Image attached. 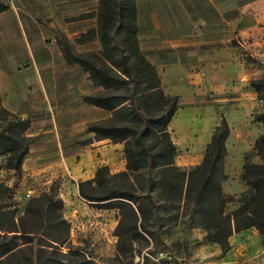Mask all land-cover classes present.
I'll use <instances>...</instances> for the list:
<instances>
[{"label":"trees","instance_id":"trees-1","mask_svg":"<svg viewBox=\"0 0 264 264\" xmlns=\"http://www.w3.org/2000/svg\"><path fill=\"white\" fill-rule=\"evenodd\" d=\"M6 9L0 3V12ZM115 34L120 35L118 43L114 42ZM94 35L101 45L98 52L77 53L65 39L59 43L66 60L80 64L99 88L84 96V101L110 111L107 118L89 122L86 131L93 133L95 139L122 143L125 168L110 172L107 166L97 167L92 178L78 181L79 195L98 206L119 208L118 227L127 215L131 230L140 233L146 231L144 220L150 205L156 206L152 194L155 186L161 199L191 201L200 214L202 227L214 229L222 249L228 248V237L233 231L249 226L256 227L264 236V131L254 143L260 160L246 159L242 165V180L251 191L240 197V204L231 214L225 213L227 197L221 185L226 178L224 159L230 133L226 118L221 117L214 127L200 164L189 168L177 166L174 160L178 149L168 126L178 108V96L164 92L155 66L139 48L135 0H99L97 30L92 35L84 33L81 38ZM128 83L129 89L115 92ZM250 86L264 101V79L250 80ZM254 120L264 128V110L255 113ZM29 126L28 118L0 109V158L4 160V170H21L32 141L27 133ZM153 170L158 172L156 177ZM142 187L145 197H138L135 191ZM10 189L0 180V237L4 238L0 241V264L26 250L31 256H27L25 264H42L39 253L35 252L33 258L32 238L37 236L45 241L55 248L53 252L61 251L58 246L67 243L70 232V222L62 212L63 200L42 192L29 198L23 213L18 214L11 204L1 203ZM69 250L80 254L79 250ZM89 263L95 264L91 259Z\"/></svg>","mask_w":264,"mask_h":264},{"label":"rangeland","instance_id":"rangeland-1","mask_svg":"<svg viewBox=\"0 0 264 264\" xmlns=\"http://www.w3.org/2000/svg\"><path fill=\"white\" fill-rule=\"evenodd\" d=\"M11 1L0 0V3L9 4ZM21 1L25 11L31 13L48 3V0ZM248 1L214 0L224 24L221 25L220 15L218 22L216 16H208V22L211 26L217 23L218 29H223V42L219 41L218 48L215 44H203L200 62L190 65L181 79L164 75L162 86L165 93L178 96V108L168 126L178 149L174 160L177 166L189 168L198 165L196 163L203 158L214 127L221 117L226 118L230 133L224 159L226 178L221 190L227 197L224 211L228 214L240 204V197L251 191L242 180V165L246 159L260 160L254 143L264 131L262 124L254 120V114L264 110V101L258 99L250 86V80L264 79V0ZM81 2L82 10L78 16L92 18L89 20L90 28L85 32L92 35L97 30L99 0ZM114 38L115 43L120 41V35L115 34ZM130 87L131 83H128L115 92L121 93ZM2 107L0 102V109ZM30 114L28 119L38 129L43 114L40 111ZM118 158L115 156L112 163L116 169L109 168L110 172L125 168L119 166ZM3 162L0 158V180L11 189L1 203L11 204L18 214L23 213L29 198L42 192L53 193L63 200L62 212L70 222V232L67 243L58 246L61 251L53 252L55 248L45 241L37 236L32 238L33 258L39 253L43 258L42 264H90V259L95 264H176V256L185 258L192 253L212 249L214 240L219 245L214 229L202 227L200 214L191 201L161 199L155 186L152 194L156 206L150 205L146 213V231L135 233L127 215L118 227L121 218L119 208L98 206L81 197L73 184L72 172L63 173L58 169L53 179L43 184L38 179L25 176L22 170H4L1 167ZM157 175V170H153V176ZM75 176L78 178L85 174ZM136 185L140 186V183ZM135 194L145 197V187L137 189ZM249 228L256 227L249 226L232 234ZM257 236L256 246L241 250V264H264V236L259 231ZM2 239L0 237V241ZM67 245L79 250L80 254L70 253ZM228 248L221 250L226 252ZM246 250L248 254L245 257L242 253ZM27 256H31L27 250L18 252L17 258L5 264H25ZM177 264H180L178 259Z\"/></svg>","mask_w":264,"mask_h":264},{"label":"crops","instance_id":"crops-1","mask_svg":"<svg viewBox=\"0 0 264 264\" xmlns=\"http://www.w3.org/2000/svg\"><path fill=\"white\" fill-rule=\"evenodd\" d=\"M81 1L48 0L46 6L31 13L25 11L21 0H12L2 3L7 9L0 12L1 105L22 118L35 111L43 114L38 129L30 122L27 133L32 141L21 170L43 184L51 181L58 169L72 172L77 192L78 181L92 178L97 167L116 169L112 164L115 156L120 159L119 166L125 167L121 143L95 139L93 133L86 131L89 122L107 118L110 111L84 101V96L99 88L80 64L66 60L59 43L62 36L74 52L100 51L97 36L81 38L92 19L78 16ZM135 3L138 45L155 66L162 86L164 75L181 79L190 65L200 62L203 44L218 48L219 41L223 42V29L208 22V16H216L218 22L220 15L221 25L224 24L214 0ZM87 138H92L91 142L80 143ZM76 174L85 176L76 178ZM257 235L256 228L234 232L228 238L226 252L214 240L212 249L185 258L176 256V260L180 264H241V250L256 246ZM242 254L246 257L248 251Z\"/></svg>","mask_w":264,"mask_h":264}]
</instances>
